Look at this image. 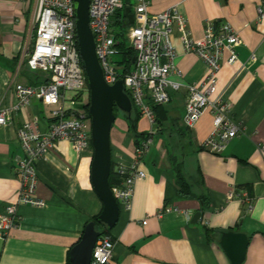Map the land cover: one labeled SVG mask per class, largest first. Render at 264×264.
Returning a JSON list of instances; mask_svg holds the SVG:
<instances>
[{"label":"crops","instance_id":"0c3cea01","mask_svg":"<svg viewBox=\"0 0 264 264\" xmlns=\"http://www.w3.org/2000/svg\"><path fill=\"white\" fill-rule=\"evenodd\" d=\"M172 5L187 16L197 39L203 37L209 20L228 22L239 32L238 61L222 64L212 97L223 94L232 101L234 117L243 129L219 154L201 146L213 129L210 111L195 127L185 125L188 85L206 88L208 69L195 52L185 50L175 31L171 37L174 64L181 74L173 72L169 78L182 85L170 89L169 103L155 108L161 130L139 162L146 177L136 181L130 209L120 206L119 220L111 230L116 243L109 264H234L220 244L221 234L210 238L205 228L245 232L249 243L241 264H264V11H259L264 0H150L148 11L159 13ZM36 11L37 0H0V105L4 107L16 102L15 84L38 85L49 77L27 64L36 34ZM74 99L73 92L65 91L61 105L78 107ZM51 108L33 98L29 106L13 111L11 123L0 125V213L19 197L16 166L23 150L18 130L38 116L35 127L46 132ZM136 114L138 133L148 132V120ZM140 135H133L125 113L117 115L111 129L113 169L119 162L129 166L135 161L136 143L144 138ZM93 157L92 143L78 153L69 141L58 140L36 162L37 195L45 205L18 207L20 222L6 238H0V264H69L72 246L104 206L92 183ZM179 176L192 184L194 195L180 192ZM232 190L236 196L229 198ZM244 194L253 202L245 213ZM201 196L209 203L204 212ZM167 204L179 211L158 214ZM196 212L201 217L192 222Z\"/></svg>","mask_w":264,"mask_h":264},{"label":"built area","instance_id":"2783aa9c","mask_svg":"<svg viewBox=\"0 0 264 264\" xmlns=\"http://www.w3.org/2000/svg\"><path fill=\"white\" fill-rule=\"evenodd\" d=\"M134 19L128 24L125 38L135 50L132 68L124 72V64L115 59L120 55V38L116 35L114 19L125 6V0H90L89 25L93 32L96 52L104 71V78L110 85L122 79L129 91L132 103L149 122L148 132L152 135L140 147L136 146L135 161L127 166L118 163L117 172L122 182L112 187L119 205L130 209L135 183L145 178V170L139 162L147 154L154 135L160 130L155 105H164L171 100L170 89H179V81L170 80L173 72L181 74L174 64L176 49L172 34L177 31L186 51L195 52L207 65V87L202 89L195 84L188 85L186 112L183 117L187 127H195L202 115L213 114V129L202 142L203 149L213 153H223L228 144L243 129L241 121L234 117V107L230 99L216 91L217 74L222 64H235L238 61V46L242 43L239 32L228 22L217 24L206 22L202 38H195L189 20L178 5H172L162 12L151 14L148 11L150 0H131ZM262 14L264 9L259 7ZM36 34L32 49L28 52L27 64L35 70L49 74L48 81L33 85L17 83L14 87L16 102L4 107L0 105V125L13 120V111L29 106L33 98H38L46 106H52L49 117L51 124L44 132L35 126L39 117L26 121L18 130V141L23 156L18 159L16 172L21 181L19 197L10 202L0 213V238H6L20 222L18 207L31 205L42 207L45 201L37 195L38 172L36 162L45 158L56 141L67 140L78 153L84 152L91 141V116L85 105L90 101V87L79 49L76 29L75 0H37L35 15ZM252 59L255 58L253 54ZM89 90V91H88ZM75 94L78 107L66 109L61 105L64 92ZM61 105V106H60ZM236 196L230 191L229 198ZM242 202L246 211L253 207L252 198L244 194ZM179 211L174 205H166L160 213ZM188 219L191 212L187 211ZM143 223H146L144 220ZM116 240L112 234H101L95 244L91 264H109L114 258Z\"/></svg>","mask_w":264,"mask_h":264},{"label":"water","instance_id":"95a60500","mask_svg":"<svg viewBox=\"0 0 264 264\" xmlns=\"http://www.w3.org/2000/svg\"><path fill=\"white\" fill-rule=\"evenodd\" d=\"M89 1L76 2V29L80 53L83 59L89 87V113L91 116V141L94 157L91 165V178L95 191L103 201V210L97 220L89 221L79 241L70 250L71 264H91L93 250L102 231L96 222H103L113 229L120 216V205L110 185L112 168L111 129L116 120L115 107L131 113L133 103L126 91L124 81L119 79L110 85L104 78V71L96 52V43L89 25ZM126 7L127 23L132 24L134 14ZM134 60V59H133ZM201 212H196L192 222H198ZM248 235L242 231L228 230L221 233L220 244L234 264H241L246 256Z\"/></svg>","mask_w":264,"mask_h":264},{"label":"trees","instance_id":"16d2710c","mask_svg":"<svg viewBox=\"0 0 264 264\" xmlns=\"http://www.w3.org/2000/svg\"><path fill=\"white\" fill-rule=\"evenodd\" d=\"M130 7V12L133 11L132 8V2L131 0H125V6L117 12L115 19H114V24L115 25H119V29L116 30V35L118 38H120V42H119V49H120V62L119 63H123L124 64V72L129 71L132 66H133V58L135 56V50L128 45L126 38H125V32L128 28V23H127V13L125 11L126 7ZM122 10H124L125 12H122ZM48 79L45 81L47 82ZM129 94V91L126 90ZM160 105H155L154 109L156 107H158ZM85 107L87 108V110L89 111V102L85 105ZM115 114L116 116L119 114V112H122L118 107H115ZM138 111L137 107L133 104V111L131 113H125L128 118L130 119V124H131V131L133 132V135L135 137H137L139 134H142L140 136H144L143 139H138L136 146L140 147L141 144L146 141L148 138H150L152 135L149 132L146 133H138L137 131V119L138 117L135 116L136 112ZM138 113H140L138 111ZM137 115V114H136ZM157 121H158V125L162 126L161 121L158 119L157 117ZM189 128V127H188ZM161 130V128H160ZM123 177L117 172V170L111 168V174H110V185L111 187H114L115 185H118L122 182ZM178 184L180 187V192L186 195H194L193 192V188H192V184L190 182H188L187 180H185L184 177L179 176L178 179ZM250 197V196H249ZM203 204L201 207L202 212H204L205 208L208 207L209 203L207 202L206 198L204 196H201ZM252 198V197H251ZM102 212V211H101ZM100 212V213H101ZM243 212H246V208L243 207ZM97 214L95 215L91 220H97V217L100 215ZM96 227L98 230L102 231V234H112L111 230L112 229H108L107 230V226L103 223V222H96ZM230 230V229H227ZM227 230H222V229H212V228H205V233L208 237L212 238L214 236H219L222 232L227 231ZM69 264H71L70 258H69Z\"/></svg>","mask_w":264,"mask_h":264},{"label":"rangeland","instance_id":"374dc122","mask_svg":"<svg viewBox=\"0 0 264 264\" xmlns=\"http://www.w3.org/2000/svg\"><path fill=\"white\" fill-rule=\"evenodd\" d=\"M134 9V8H133ZM122 12H125L124 10H122ZM115 28H116V30L117 29H119L120 27H119V25H115ZM115 59H120V56L119 55H115V57H114ZM89 91V90H88ZM119 113H121V112H119Z\"/></svg>","mask_w":264,"mask_h":264}]
</instances>
